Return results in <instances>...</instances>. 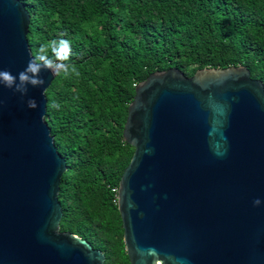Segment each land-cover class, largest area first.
Returning <instances> with one entry per match:
<instances>
[{"label": "water", "instance_id": "95a60500", "mask_svg": "<svg viewBox=\"0 0 264 264\" xmlns=\"http://www.w3.org/2000/svg\"><path fill=\"white\" fill-rule=\"evenodd\" d=\"M30 21L22 0H0V69L13 75L33 57ZM41 75L24 97L0 86V264H105L61 229L68 165L45 119L56 76ZM123 137L135 147L117 195L131 264H264L263 80L246 65L153 72Z\"/></svg>", "mask_w": 264, "mask_h": 264}, {"label": "trees", "instance_id": "16d2710c", "mask_svg": "<svg viewBox=\"0 0 264 264\" xmlns=\"http://www.w3.org/2000/svg\"><path fill=\"white\" fill-rule=\"evenodd\" d=\"M35 56L46 42H71L79 77L57 75L46 121L67 160L61 229L87 239L105 264H131L118 188L135 147L123 131L137 85L171 67L246 65L264 81V0H22Z\"/></svg>", "mask_w": 264, "mask_h": 264}, {"label": "clouds", "instance_id": "9594fccd", "mask_svg": "<svg viewBox=\"0 0 264 264\" xmlns=\"http://www.w3.org/2000/svg\"><path fill=\"white\" fill-rule=\"evenodd\" d=\"M71 57V42L66 39L46 42L41 45L37 54L27 63V66L13 75L10 70L0 69V86L6 87L21 97L27 96L29 85L33 88H43L46 80L41 73L49 70L54 76L61 75L64 79L79 77L80 72L75 64L69 63ZM30 109H36L38 103L34 98L27 100ZM224 155L226 153H216ZM262 201L257 198L253 201L254 206H260Z\"/></svg>", "mask_w": 264, "mask_h": 264}]
</instances>
